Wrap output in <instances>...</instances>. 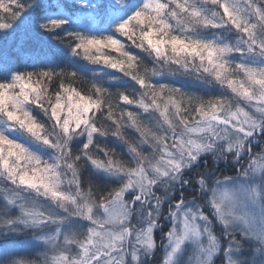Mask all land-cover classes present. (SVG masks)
Instances as JSON below:
<instances>
[{"label": "clouds", "instance_id": "9594fccd", "mask_svg": "<svg viewBox=\"0 0 264 264\" xmlns=\"http://www.w3.org/2000/svg\"><path fill=\"white\" fill-rule=\"evenodd\" d=\"M0 40V264H264V0H0Z\"/></svg>", "mask_w": 264, "mask_h": 264}, {"label": "trees", "instance_id": "16d2710c", "mask_svg": "<svg viewBox=\"0 0 264 264\" xmlns=\"http://www.w3.org/2000/svg\"><path fill=\"white\" fill-rule=\"evenodd\" d=\"M19 33L17 34V41H19ZM43 43V38H30L25 41L22 45L21 52H30L35 50L38 46ZM16 47V42H13L12 45H7L3 40H0V59L5 61L15 58L16 62L19 63L21 55L18 52L13 51V48Z\"/></svg>", "mask_w": 264, "mask_h": 264}]
</instances>
